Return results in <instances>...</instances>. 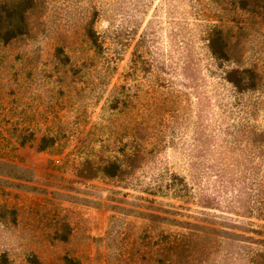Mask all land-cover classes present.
I'll use <instances>...</instances> for the list:
<instances>
[{
  "label": "rangeland",
  "instance_id": "1",
  "mask_svg": "<svg viewBox=\"0 0 264 264\" xmlns=\"http://www.w3.org/2000/svg\"><path fill=\"white\" fill-rule=\"evenodd\" d=\"M27 20L0 39V264H264V0Z\"/></svg>",
  "mask_w": 264,
  "mask_h": 264
},
{
  "label": "trees",
  "instance_id": "2",
  "mask_svg": "<svg viewBox=\"0 0 264 264\" xmlns=\"http://www.w3.org/2000/svg\"><path fill=\"white\" fill-rule=\"evenodd\" d=\"M35 8V0H13L0 7V39L5 41L12 40L18 36L28 33V15L29 12ZM227 44H224L220 50L213 49V54L218 58H226ZM233 83L241 90H244V82L242 80L234 81ZM109 171V170H108ZM110 174L115 175V171L112 169ZM184 191V190H183ZM251 215L252 212H250ZM257 217L264 218V214L261 212L256 214Z\"/></svg>",
  "mask_w": 264,
  "mask_h": 264
}]
</instances>
